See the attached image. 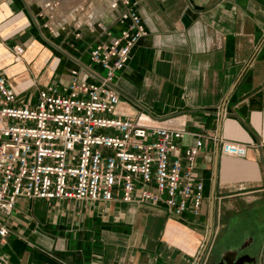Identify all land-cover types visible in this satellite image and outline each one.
<instances>
[{
  "label": "crops",
  "instance_id": "1",
  "mask_svg": "<svg viewBox=\"0 0 264 264\" xmlns=\"http://www.w3.org/2000/svg\"><path fill=\"white\" fill-rule=\"evenodd\" d=\"M112 0H0V71L20 104L66 87L91 51L129 27ZM145 34L116 77L117 116L180 131L206 202L198 219L164 205L27 201L0 211L5 264H217L245 250L264 264V0H129ZM48 31V34L45 33ZM23 47L16 58L14 49ZM88 81H94L91 78ZM249 147L245 159L221 143ZM238 256V255H237Z\"/></svg>",
  "mask_w": 264,
  "mask_h": 264
},
{
  "label": "built area",
  "instance_id": "2",
  "mask_svg": "<svg viewBox=\"0 0 264 264\" xmlns=\"http://www.w3.org/2000/svg\"><path fill=\"white\" fill-rule=\"evenodd\" d=\"M129 27L91 51L103 75L74 70L71 83L40 89L35 104H20L0 71V211L12 214L27 201L119 202L164 205L176 218L198 219L206 202L196 158L199 137L185 151V134L142 127L117 116V74L131 60L145 27L129 0H112ZM16 47L17 59L24 55ZM91 78L94 81H88ZM262 152L264 144L255 145ZM221 153L245 159L249 147L221 143ZM9 229H0V244ZM0 264L5 260L0 256Z\"/></svg>",
  "mask_w": 264,
  "mask_h": 264
},
{
  "label": "water",
  "instance_id": "3",
  "mask_svg": "<svg viewBox=\"0 0 264 264\" xmlns=\"http://www.w3.org/2000/svg\"><path fill=\"white\" fill-rule=\"evenodd\" d=\"M52 47H54L58 52L66 56L69 60L72 62L78 63L83 70H85L87 73H94L92 69L89 67H86L82 65L81 63L77 62L76 59H73L68 53H66L62 48H58L56 45L50 43ZM237 253L231 254L229 257L224 258V260L220 261V264H257V258L256 257H251L248 254L241 255L237 258Z\"/></svg>",
  "mask_w": 264,
  "mask_h": 264
},
{
  "label": "flooded vegetation",
  "instance_id": "4",
  "mask_svg": "<svg viewBox=\"0 0 264 264\" xmlns=\"http://www.w3.org/2000/svg\"><path fill=\"white\" fill-rule=\"evenodd\" d=\"M238 256H237V258L239 257V256H241V255H244V254H247L246 253V251L245 250H240L238 253ZM231 254H229V255H226V256H224V258H227V257H229ZM224 258H223V260H224ZM221 260H219V262H220ZM219 262H217V264H220Z\"/></svg>",
  "mask_w": 264,
  "mask_h": 264
},
{
  "label": "rangeland",
  "instance_id": "5",
  "mask_svg": "<svg viewBox=\"0 0 264 264\" xmlns=\"http://www.w3.org/2000/svg\"><path fill=\"white\" fill-rule=\"evenodd\" d=\"M45 33H47L48 34V31L47 32H45ZM67 58V57H66Z\"/></svg>",
  "mask_w": 264,
  "mask_h": 264
}]
</instances>
